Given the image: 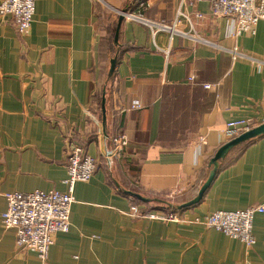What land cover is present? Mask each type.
Here are the masks:
<instances>
[{
	"label": "crops",
	"instance_id": "crops-1",
	"mask_svg": "<svg viewBox=\"0 0 264 264\" xmlns=\"http://www.w3.org/2000/svg\"><path fill=\"white\" fill-rule=\"evenodd\" d=\"M180 7L196 34L244 56L179 34L191 31L185 20L173 28ZM147 21L172 28L152 36ZM227 22L181 0H35L25 35L0 15V217L3 193L68 191V143L97 163L75 182L69 230L54 234L46 264H264V212L251 247L196 221L264 202V134L232 147L200 200L179 208L229 140L226 122H264V20L238 37ZM120 134L127 144L111 155ZM132 204L178 220L134 216ZM0 264H41L1 219Z\"/></svg>",
	"mask_w": 264,
	"mask_h": 264
},
{
	"label": "built area",
	"instance_id": "built-area-1",
	"mask_svg": "<svg viewBox=\"0 0 264 264\" xmlns=\"http://www.w3.org/2000/svg\"><path fill=\"white\" fill-rule=\"evenodd\" d=\"M208 3L209 14L213 18L225 17L227 22V36L238 37L241 34L252 33L260 20H264V0H181V6L193 5L197 2ZM35 0H1L0 15H11L16 31L19 34H27L30 31ZM201 17V13H196ZM129 19L135 18L132 14L124 13ZM188 21L191 31H179L178 33L193 39L196 42L218 47L228 53L232 59L243 57L236 46L223 47L209 39L196 34L185 10L180 7L175 16V22ZM152 36L159 31L171 30V26L164 23L145 22ZM162 50V49H161ZM167 53V50H164ZM188 81H194V77H188ZM204 88H212L213 84H203ZM264 102V95H263ZM140 107L139 104L131 106ZM264 123V122H262ZM259 123L250 119L230 120L226 122L225 136L233 138L250 130ZM203 141V138L200 137ZM127 144L124 134L116 135L111 140V155L121 152ZM67 159V185L68 191L57 190H33L29 192H6L2 195L6 199V209L1 214V224L4 228H13L15 231V244L19 250L33 251L36 253L41 264H46L50 246L54 242V234L67 232L70 227V210L74 202L73 187L75 182H87L90 180L96 168V158L86 154L75 143H68L66 149ZM110 161V158H108ZM130 212L134 216H147L159 220H178L175 213L158 214L143 212L138 205L132 204ZM264 212V202L249 206L240 210H217L208 213L196 221L208 228H213L230 238L238 239L246 246L251 247L255 238L252 233V221L256 213Z\"/></svg>",
	"mask_w": 264,
	"mask_h": 264
},
{
	"label": "water",
	"instance_id": "water-1",
	"mask_svg": "<svg viewBox=\"0 0 264 264\" xmlns=\"http://www.w3.org/2000/svg\"><path fill=\"white\" fill-rule=\"evenodd\" d=\"M122 20H123V14H120L119 20H118V26L120 25ZM117 31H118V27H117ZM116 35H117V32H116ZM114 64H115V60L113 59L111 61V69H113ZM102 110L104 111V104L102 105ZM261 134H264V123H261L255 127L251 128L250 130L245 131V132L241 133L240 135L229 139L227 142H225L221 146H219V148L216 150L213 157L209 161V164L212 166V168L209 171V174H208L206 180L202 183L201 187L199 188L197 195L193 199L181 204L179 206V208L188 207L190 205L197 203L200 200V198L204 194L205 190L207 189V187L211 183L212 179L214 178V175L216 173L217 166H218V161L220 159H222L232 147H234L240 143H243L245 141H248L252 138H255ZM131 194L133 196H135L136 198L142 200V201H148L146 198H144V197H142L136 193H131Z\"/></svg>",
	"mask_w": 264,
	"mask_h": 264
},
{
	"label": "trees",
	"instance_id": "trees-1",
	"mask_svg": "<svg viewBox=\"0 0 264 264\" xmlns=\"http://www.w3.org/2000/svg\"><path fill=\"white\" fill-rule=\"evenodd\" d=\"M154 201H155V200H154ZM154 201H153V200H151V201L148 200V202H154Z\"/></svg>",
	"mask_w": 264,
	"mask_h": 264
}]
</instances>
